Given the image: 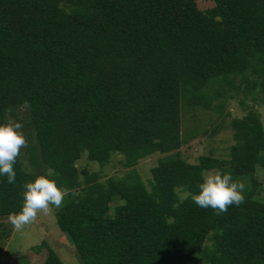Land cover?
<instances>
[{
	"label": "trees",
	"instance_id": "1",
	"mask_svg": "<svg viewBox=\"0 0 264 264\" xmlns=\"http://www.w3.org/2000/svg\"><path fill=\"white\" fill-rule=\"evenodd\" d=\"M0 0V123L28 111L35 145L17 162L16 183L0 176V217L18 212L23 185L48 169L58 187H80L54 211L79 264H264V203L252 197L264 168V127L255 111L230 121L227 158L183 160L180 103L210 109L239 91L264 105V0ZM216 106L215 108H218ZM127 171L100 180L78 172L82 153ZM147 190L130 169L151 153ZM246 183L245 203L216 215L177 191H199L202 171ZM120 201L108 215V203ZM210 239L208 247L204 242ZM41 264H64L45 240ZM206 251V252H205ZM194 258V259H193Z\"/></svg>",
	"mask_w": 264,
	"mask_h": 264
},
{
	"label": "rangeland",
	"instance_id": "2",
	"mask_svg": "<svg viewBox=\"0 0 264 264\" xmlns=\"http://www.w3.org/2000/svg\"><path fill=\"white\" fill-rule=\"evenodd\" d=\"M212 3L209 0H197L196 6L200 10L208 9ZM219 106L218 108H215ZM255 111L258 114L261 125L264 127V105L259 100L252 98V95H245L242 92L229 90L224 97L213 99L210 109L201 107L188 108L182 101L180 103V145L177 149L180 157L188 163H196L200 155H211L226 159L228 147L233 143L232 128L230 121L234 118L242 117L247 111ZM11 119L23 125L22 131L28 140V146L21 149L17 158L20 167L25 172L34 173L35 168L29 161V148L35 145L34 130L29 121L28 111L24 107L16 110ZM165 154L154 152L136 161L133 169L139 176L145 188L149 189L151 179L150 168L156 164L157 158ZM74 167L78 172L79 179L82 178L80 172L96 171L100 180L107 177H121L127 171L122 165V156L117 152L110 154L108 162L99 166L95 161H89L82 153L75 161ZM214 171L216 169H210ZM206 170L202 171V174ZM253 174L259 182L253 199L264 203V168L255 167ZM80 187L70 191V195H78ZM178 197H184V192L177 191ZM120 201L113 198L108 203V215L112 214V209ZM48 215L40 214L35 223L28 225L21 232L15 231L8 223V216L0 217V264H41L45 257V249L38 253L30 250L31 246L37 245L41 240L54 250L58 258L64 264H79L72 245L56 226L54 211ZM209 238L205 240L204 248L208 247ZM206 252V251H205ZM196 255L198 264H209ZM194 259V258H193ZM195 261H182V264H193ZM181 264V263H180Z\"/></svg>",
	"mask_w": 264,
	"mask_h": 264
},
{
	"label": "clouds",
	"instance_id": "3",
	"mask_svg": "<svg viewBox=\"0 0 264 264\" xmlns=\"http://www.w3.org/2000/svg\"><path fill=\"white\" fill-rule=\"evenodd\" d=\"M23 125L9 118L0 123V176L7 178V183H16L14 165L20 156L21 149L28 146V140L22 131ZM57 173L48 169L46 174L37 175L31 181L25 182L22 193V206L18 212L8 214V223L21 232L26 226L36 222L38 215H48L53 209H61L65 197L70 194L67 187H58L50 177ZM199 191L191 193L184 188V197L201 208H211L216 215L228 211L231 206L239 207L245 203L246 183L243 179L234 178L231 172L221 170H206L198 184ZM183 198L175 205L179 207Z\"/></svg>",
	"mask_w": 264,
	"mask_h": 264
}]
</instances>
